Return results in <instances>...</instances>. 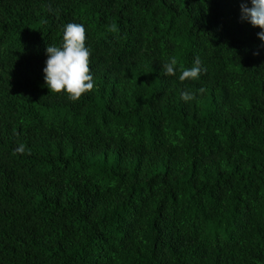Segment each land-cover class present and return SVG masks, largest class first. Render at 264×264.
<instances>
[{"label":"trees","instance_id":"16d2710c","mask_svg":"<svg viewBox=\"0 0 264 264\" xmlns=\"http://www.w3.org/2000/svg\"><path fill=\"white\" fill-rule=\"evenodd\" d=\"M240 4L0 0V264H264V41ZM69 23L92 50L75 102L43 71Z\"/></svg>","mask_w":264,"mask_h":264},{"label":"clouds","instance_id":"9594fccd","mask_svg":"<svg viewBox=\"0 0 264 264\" xmlns=\"http://www.w3.org/2000/svg\"><path fill=\"white\" fill-rule=\"evenodd\" d=\"M240 6L241 20L249 22L253 27L261 28L257 36L264 41V0H251V7L248 6V0H241ZM85 32L83 24H66L62 47L48 45L46 48L48 58L43 71L47 87L54 93L66 91L73 102L94 89V78L89 69L92 50L85 46ZM257 54L259 53H254ZM176 65L175 57L165 62L163 64L165 75L175 76ZM203 71L199 59H196L193 67L181 70L178 79L181 82L199 80ZM196 91L203 93L205 89L200 88ZM195 97L196 93L191 91L181 93V99L185 102L192 101ZM24 150V145H20L15 151L23 153Z\"/></svg>","mask_w":264,"mask_h":264}]
</instances>
